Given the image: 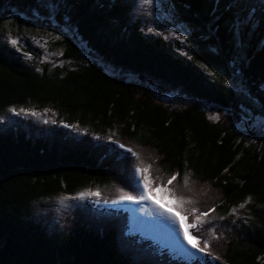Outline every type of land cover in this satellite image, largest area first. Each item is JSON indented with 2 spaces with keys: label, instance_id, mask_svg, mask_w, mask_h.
I'll return each mask as SVG.
<instances>
[{
  "label": "trees",
  "instance_id": "trees-1",
  "mask_svg": "<svg viewBox=\"0 0 264 264\" xmlns=\"http://www.w3.org/2000/svg\"><path fill=\"white\" fill-rule=\"evenodd\" d=\"M40 1L0 0V23L7 8L28 16L41 9L47 18ZM50 2L55 23L68 24L89 51L187 99L163 102L137 84L104 73L71 38L61 42L62 58L70 63L62 70L36 71L0 49V113L30 103L54 109L65 126L89 125L93 132L110 134L97 144L58 129L42 138L19 127L0 130V264H171L151 242L127 232L126 211L76 209L60 234H48L28 217L33 202L61 195L136 198L133 171L147 165L149 194L156 198L153 189L160 191V201L174 211L176 202L159 185L194 201L182 206L188 209L186 223L196 225L188 230L199 239L198 248L205 241L209 247L203 261L190 264H264V141L258 147L245 143L200 106L236 112L244 104L264 116V0H169L190 32L196 59L177 54L162 37L146 35L132 18L129 0ZM235 22L241 25L239 54ZM233 75L257 109L221 84ZM171 175L176 179L168 184ZM247 199L253 201L251 223L241 224L234 235H214L211 219ZM210 209L204 216L209 223L199 224L197 216Z\"/></svg>",
  "mask_w": 264,
  "mask_h": 264
},
{
  "label": "rangeland",
  "instance_id": "rangeland-1",
  "mask_svg": "<svg viewBox=\"0 0 264 264\" xmlns=\"http://www.w3.org/2000/svg\"><path fill=\"white\" fill-rule=\"evenodd\" d=\"M129 2L132 6V18L139 20L146 35L162 37L177 54L189 59H196L190 32L187 26L173 13L169 0H129ZM40 5L46 9L47 18H42L41 9L32 10L31 16L16 8L4 9L8 12L3 15L4 19L0 23V49L18 57L36 71L41 72L44 68L49 71L56 68L62 70L64 67L70 66V63L62 58L61 42L66 38H71L81 53L88 60L99 65L104 73L124 82L137 84L163 102L172 103L179 99H185L181 92L158 82L140 78L126 69L115 67L89 51L77 37L73 36L68 24L57 25L55 23L53 15L55 6L50 0H41ZM233 29L239 54L242 53L241 47L243 46L239 31L241 25L235 22ZM199 67L204 70L201 65ZM221 84L237 92L242 99L250 100L257 109V104L250 99L239 77L233 75L229 79L223 80ZM200 106L211 121L230 127L245 143L258 147L264 141V116L258 112H252L244 104L240 105L236 112L204 102H200ZM61 122L54 109L39 108L30 103L18 109H9L0 113V130L19 127L26 134L42 138L52 137L53 131L58 129L67 137L79 139L88 136L97 144H104L110 136L107 134L108 132L104 135L93 132L89 125L84 127L65 126ZM124 150L127 151V149ZM127 155L131 160L133 157L131 153L127 152ZM133 160L135 158L131 161ZM137 176H139V172H137ZM165 186L167 187V185ZM141 191H143L142 185ZM154 192H156V198L148 193L147 199H140L138 196L132 200L126 199L127 195L111 201L101 200L100 196L93 192L83 193L77 197L61 195L50 199H40L31 204L28 217L48 234H60L64 231L68 217L76 209L92 207L97 208L100 212H107L111 209L126 211L128 213L127 232L133 235L137 234L141 239L151 242L159 251L169 257L171 264H190L194 261H203L205 255L203 256L202 252L193 247L194 243L196 244L195 239L189 240L185 237L184 228L178 221L179 215L160 201V191L155 189ZM252 206L253 201L247 199L231 208L226 215L211 219L214 235L217 236L219 232L221 235L227 231L234 235L241 224H250ZM169 213L174 214L177 219L174 220ZM197 218L200 219L199 224L201 225L208 224L210 221L201 213ZM144 258H149L147 253ZM215 261L217 260H214L213 264H223Z\"/></svg>",
  "mask_w": 264,
  "mask_h": 264
},
{
  "label": "snow or ice",
  "instance_id": "snow-or-ice-1",
  "mask_svg": "<svg viewBox=\"0 0 264 264\" xmlns=\"http://www.w3.org/2000/svg\"><path fill=\"white\" fill-rule=\"evenodd\" d=\"M13 43H15V41H13ZM210 118L217 119L218 117H210ZM121 147H123V146H121ZM127 151L133 152V150L131 148H128ZM133 154L135 155V153H133ZM150 168H151V165H147L146 167H138V168L134 169V171H133L134 191H136V193L140 199H147V194H148L147 190L150 187L152 177H151V175L145 176L144 173ZM137 172H139V176H137ZM156 179H159L162 181L164 178L163 177H157ZM175 179H176V175H171V176L167 177L168 184H171L172 181ZM182 179H183L184 185L189 184L190 179H189V176L187 173L184 174ZM141 185L143 186V191H141ZM159 186L161 187V191L165 192V194L169 195L176 202L175 203V212L180 213V215L178 217V221L181 224V226L184 228L185 237L188 238L189 240L197 239V241L199 242V239L197 237L191 235L188 231L189 228L196 227V225L186 223L188 209L182 207L185 204L194 203V201L186 200L183 196L179 195L174 188L168 189L163 184H161ZM154 190L155 189H153V191ZM121 195H123V193H121ZM125 198L132 200L133 196L129 195V196H126ZM241 207H243V205H241ZM193 211H195V210L193 209ZM211 211H214V209H210L209 213H202L201 215L207 216L210 214ZM169 215L172 216V218L174 220L177 219V217L174 214L169 213ZM197 219H199V218H197ZM193 247L197 248V251L203 252L205 249H207L209 247V242L205 241L203 248H198L196 244H194Z\"/></svg>",
  "mask_w": 264,
  "mask_h": 264
}]
</instances>
